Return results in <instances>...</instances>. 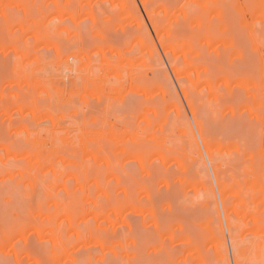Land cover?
I'll use <instances>...</instances> for the list:
<instances>
[{
    "label": "rangeland",
    "instance_id": "obj_1",
    "mask_svg": "<svg viewBox=\"0 0 264 264\" xmlns=\"http://www.w3.org/2000/svg\"><path fill=\"white\" fill-rule=\"evenodd\" d=\"M0 264H264V0H0Z\"/></svg>",
    "mask_w": 264,
    "mask_h": 264
},
{
    "label": "bare ground",
    "instance_id": "obj_2",
    "mask_svg": "<svg viewBox=\"0 0 264 264\" xmlns=\"http://www.w3.org/2000/svg\"><path fill=\"white\" fill-rule=\"evenodd\" d=\"M82 60V59H81ZM83 63H84V60L82 61ZM90 69V68H89ZM91 70V69H90ZM62 77V76H61ZM62 81V80H61ZM55 94V93H54ZM78 97H80L81 98V96L80 95H78Z\"/></svg>",
    "mask_w": 264,
    "mask_h": 264
}]
</instances>
